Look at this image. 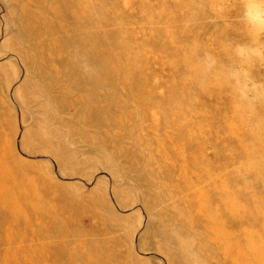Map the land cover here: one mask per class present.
I'll list each match as a JSON object with an SVG mask.
<instances>
[{"label":"rangeland","instance_id":"1","mask_svg":"<svg viewBox=\"0 0 264 264\" xmlns=\"http://www.w3.org/2000/svg\"><path fill=\"white\" fill-rule=\"evenodd\" d=\"M264 0H0V264H264Z\"/></svg>","mask_w":264,"mask_h":264},{"label":"clouds","instance_id":"2","mask_svg":"<svg viewBox=\"0 0 264 264\" xmlns=\"http://www.w3.org/2000/svg\"><path fill=\"white\" fill-rule=\"evenodd\" d=\"M256 37L264 36V17L255 25V31L253 33Z\"/></svg>","mask_w":264,"mask_h":264}]
</instances>
